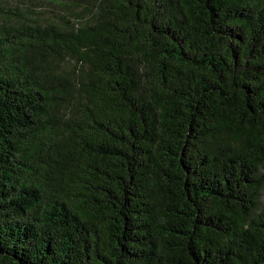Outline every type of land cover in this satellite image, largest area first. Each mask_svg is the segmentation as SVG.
Instances as JSON below:
<instances>
[{"label": "trees", "instance_id": "16d2710c", "mask_svg": "<svg viewBox=\"0 0 264 264\" xmlns=\"http://www.w3.org/2000/svg\"><path fill=\"white\" fill-rule=\"evenodd\" d=\"M0 264H264V0H0Z\"/></svg>", "mask_w": 264, "mask_h": 264}]
</instances>
